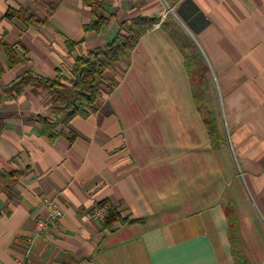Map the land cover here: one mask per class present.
Instances as JSON below:
<instances>
[{"label": "crops", "instance_id": "1", "mask_svg": "<svg viewBox=\"0 0 264 264\" xmlns=\"http://www.w3.org/2000/svg\"><path fill=\"white\" fill-rule=\"evenodd\" d=\"M103 1L111 20L86 32L83 0H0V264H236L227 209L243 264H264V0ZM163 10L116 87L53 140L45 91L4 93L28 72L68 78L121 22ZM100 203L127 222L104 229ZM52 206L62 217L37 234Z\"/></svg>", "mask_w": 264, "mask_h": 264}, {"label": "trees", "instance_id": "2", "mask_svg": "<svg viewBox=\"0 0 264 264\" xmlns=\"http://www.w3.org/2000/svg\"><path fill=\"white\" fill-rule=\"evenodd\" d=\"M94 16L92 23L84 26V31L99 32L111 20V14H107L103 0H83ZM28 20L31 22L37 20L31 13L26 11ZM13 14L6 13L10 18ZM157 18L136 17L132 20L121 22L114 38L104 47L95 51L88 52L84 56L75 59L68 78L58 74L53 79L43 78L32 73H26L17 79L4 93L14 95L20 93L27 86L45 91L49 96L50 113L55 121L49 122L45 119H39L41 134L48 140H53L58 135V127L67 125L76 117L85 118L96 109L98 100L107 96L118 84L119 77L123 73L121 66L129 64V56L136 46L140 37L157 24ZM28 23L27 20H25ZM29 24V23H28ZM76 44L70 43V51ZM5 50L10 66H16L22 62L15 51L10 47L2 45ZM199 56L194 54L191 57V66L193 68L196 81L204 82L205 67L199 61ZM197 61V66L194 64ZM188 65V57L186 58ZM119 71L118 75L116 72ZM3 117L0 112V129L3 127ZM17 175L2 174L4 184L13 185ZM100 203L98 207L105 206ZM108 206V205H106ZM228 237L231 247V253L236 264H243L242 256L235 240V222L231 209L226 211ZM126 219L120 217L116 208L108 206L107 215L103 221V228L109 229L115 224L126 223Z\"/></svg>", "mask_w": 264, "mask_h": 264}, {"label": "built area", "instance_id": "3", "mask_svg": "<svg viewBox=\"0 0 264 264\" xmlns=\"http://www.w3.org/2000/svg\"><path fill=\"white\" fill-rule=\"evenodd\" d=\"M166 11H162L157 15V24L159 26L165 19ZM44 203L48 204L49 201L44 199ZM108 206L97 207L94 211V217L103 222L107 215ZM62 217V213L56 207L52 206L50 213L45 218H40L35 223V231L37 234H45L49 231L50 227Z\"/></svg>", "mask_w": 264, "mask_h": 264}, {"label": "rangeland", "instance_id": "4", "mask_svg": "<svg viewBox=\"0 0 264 264\" xmlns=\"http://www.w3.org/2000/svg\"><path fill=\"white\" fill-rule=\"evenodd\" d=\"M195 82H196V80H195Z\"/></svg>", "mask_w": 264, "mask_h": 264}]
</instances>
